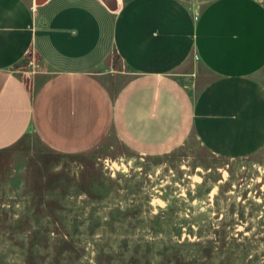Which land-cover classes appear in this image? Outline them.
<instances>
[{"label": "crops", "instance_id": "1", "mask_svg": "<svg viewBox=\"0 0 264 264\" xmlns=\"http://www.w3.org/2000/svg\"><path fill=\"white\" fill-rule=\"evenodd\" d=\"M117 2L0 0V149L29 131L65 153L89 151L111 132L145 155L192 133L220 156L262 149L264 3ZM32 50L50 69L38 86L17 70ZM114 53L131 74L116 91ZM191 55L213 74L199 90L177 72Z\"/></svg>", "mask_w": 264, "mask_h": 264}, {"label": "rangeland", "instance_id": "2", "mask_svg": "<svg viewBox=\"0 0 264 264\" xmlns=\"http://www.w3.org/2000/svg\"><path fill=\"white\" fill-rule=\"evenodd\" d=\"M107 63L116 91L131 74ZM17 70L34 86L50 71L33 50ZM177 72L197 90L213 77L195 55ZM0 264H264V147L229 158L192 133L145 155L111 132L65 153L29 131L0 149Z\"/></svg>", "mask_w": 264, "mask_h": 264}, {"label": "water", "instance_id": "3", "mask_svg": "<svg viewBox=\"0 0 264 264\" xmlns=\"http://www.w3.org/2000/svg\"><path fill=\"white\" fill-rule=\"evenodd\" d=\"M47 0H36V4L40 5L46 2ZM110 9L116 10L118 8L117 0H103Z\"/></svg>", "mask_w": 264, "mask_h": 264}]
</instances>
